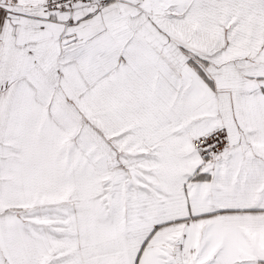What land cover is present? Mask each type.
<instances>
[{
	"label": "snow or ice",
	"instance_id": "snow-or-ice-1",
	"mask_svg": "<svg viewBox=\"0 0 264 264\" xmlns=\"http://www.w3.org/2000/svg\"><path fill=\"white\" fill-rule=\"evenodd\" d=\"M0 264H264V0H0Z\"/></svg>",
	"mask_w": 264,
	"mask_h": 264
}]
</instances>
